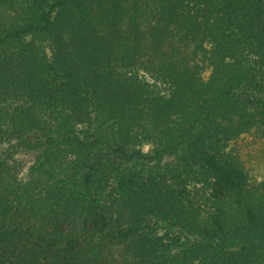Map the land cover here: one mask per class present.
Segmentation results:
<instances>
[{"label": "trees", "instance_id": "1", "mask_svg": "<svg viewBox=\"0 0 264 264\" xmlns=\"http://www.w3.org/2000/svg\"><path fill=\"white\" fill-rule=\"evenodd\" d=\"M264 0H0V264H264Z\"/></svg>", "mask_w": 264, "mask_h": 264}, {"label": "rangeland", "instance_id": "2", "mask_svg": "<svg viewBox=\"0 0 264 264\" xmlns=\"http://www.w3.org/2000/svg\"><path fill=\"white\" fill-rule=\"evenodd\" d=\"M228 150L243 165L250 183H259L264 180V142L262 139L248 132L232 140Z\"/></svg>", "mask_w": 264, "mask_h": 264}]
</instances>
